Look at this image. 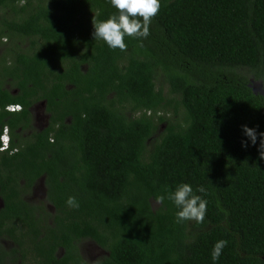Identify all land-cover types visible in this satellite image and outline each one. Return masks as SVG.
<instances>
[{"label": "trees", "instance_id": "16d2710c", "mask_svg": "<svg viewBox=\"0 0 264 264\" xmlns=\"http://www.w3.org/2000/svg\"><path fill=\"white\" fill-rule=\"evenodd\" d=\"M160 3L150 35L125 36L121 51L92 35V18L117 13L110 0H0V36L12 39L0 128L8 117L20 149L0 153V264H88L83 237L107 251L94 264H264V94L249 85L264 91V0ZM40 100L49 126L14 135ZM38 177L50 223L21 195ZM183 183L207 200L203 223L177 222L167 192Z\"/></svg>", "mask_w": 264, "mask_h": 264}, {"label": "clouds", "instance_id": "9594fccd", "mask_svg": "<svg viewBox=\"0 0 264 264\" xmlns=\"http://www.w3.org/2000/svg\"><path fill=\"white\" fill-rule=\"evenodd\" d=\"M110 4L117 10L116 14L111 15L106 20L92 18L93 37L103 40L110 48L125 51L127 45L124 42L125 36L143 39L150 35L149 26L152 19L159 14L161 3L160 0H110ZM143 46L142 44L140 45ZM12 112V111H10ZM245 135L252 144L257 141L255 129L243 127ZM0 136L1 145L3 142ZM260 158L264 159V133H260ZM7 136V135H6ZM243 144V142H242ZM4 146V147H5ZM246 146V145H245ZM198 192H205L203 187L197 189ZM167 199L171 200L178 208L176 213L177 222L194 220L197 223H203L207 212V200L193 192L192 187L187 184H179L174 191L167 192ZM165 196L158 195L155 197V203L162 205ZM67 205L72 208H78L79 204L75 197L69 196ZM227 241L219 240L213 247L212 259L216 261L222 249L226 246Z\"/></svg>", "mask_w": 264, "mask_h": 264}, {"label": "flooded vegetation", "instance_id": "af4514ba", "mask_svg": "<svg viewBox=\"0 0 264 264\" xmlns=\"http://www.w3.org/2000/svg\"><path fill=\"white\" fill-rule=\"evenodd\" d=\"M4 39V41H3ZM22 41V40H21ZM27 41V43H25ZM17 43L20 45H26L28 44L27 39H23V41L20 43V40H17ZM12 44V39H5L4 37L0 36V65L5 62V61H10L9 57L10 55L5 56L6 50L9 49V47ZM8 80V79H7ZM5 87L10 89V93L14 94L16 92L15 88L13 89L11 87V84H5ZM9 105H19V109L15 111H8L6 109L7 106ZM24 109V107L21 104H7L4 106L3 110L9 113H18L21 112ZM27 110H29V114L27 117H23L21 119L20 124L15 128L14 130V135H17L20 138L24 139H30V136L35 133H40L43 131L45 128L49 126L50 122V114L46 111V104L45 101H37L31 104ZM1 111V108H0ZM4 119V124L1 129L0 136L3 132L7 135V144L6 146H2L0 142V153H5L7 156H13L16 155L19 152V147L18 146H13L11 145V134H10V129L9 126ZM17 138H14V141H16ZM50 141H52V137L50 136ZM23 147V145H21ZM21 183H25V179H20ZM23 198L26 200V203L31 208L32 215L36 220H43V222L50 223L51 220L48 217L49 212L53 211V207L51 203L48 201V196H47V189L43 185V181L41 177H38L36 180H34L33 184L31 187L28 189V191H24L21 193ZM4 206L3 198L0 196V208ZM20 213L25 214L26 212V207H20ZM11 224L12 221H10ZM1 242L5 247H10L13 246L12 240L10 241L9 238L6 239H1ZM78 249L81 253L85 255L83 257L88 264H94L96 260L103 256L104 254H107V251L105 249H102L100 245L93 239L89 237H83L81 240L78 241L77 243ZM90 246H92L94 249L91 250ZM85 247V248H84ZM97 251V253H96ZM64 250L62 248H59L57 251V254H62Z\"/></svg>", "mask_w": 264, "mask_h": 264}, {"label": "water", "instance_id": "95a60500", "mask_svg": "<svg viewBox=\"0 0 264 264\" xmlns=\"http://www.w3.org/2000/svg\"><path fill=\"white\" fill-rule=\"evenodd\" d=\"M249 85L252 88V90H253L254 93L259 92L260 94H264V91L262 90L261 84L259 82H252Z\"/></svg>", "mask_w": 264, "mask_h": 264}, {"label": "built area", "instance_id": "2783aa9c", "mask_svg": "<svg viewBox=\"0 0 264 264\" xmlns=\"http://www.w3.org/2000/svg\"><path fill=\"white\" fill-rule=\"evenodd\" d=\"M6 109L8 111H15V110L19 109V105H9L6 107ZM2 139H3V142L5 143V140L7 139V136L5 133L2 135ZM3 146H5V145H3Z\"/></svg>", "mask_w": 264, "mask_h": 264}, {"label": "rangeland", "instance_id": "374dc122", "mask_svg": "<svg viewBox=\"0 0 264 264\" xmlns=\"http://www.w3.org/2000/svg\"><path fill=\"white\" fill-rule=\"evenodd\" d=\"M3 41H4V39H3ZM25 43H27V41H25ZM159 114H164V113H161V112H160ZM164 115L169 116V114H164ZM159 127H160V129L162 130L163 127H164V123H160V124H159ZM153 206H154V207H157V204H156L155 202H153ZM84 248H85V247H84ZM90 249L93 250L94 248H93L92 246H90ZM96 253H97V251H96Z\"/></svg>", "mask_w": 264, "mask_h": 264}]
</instances>
